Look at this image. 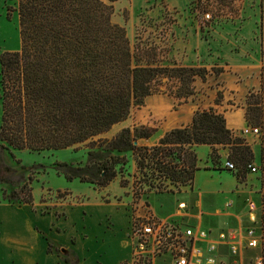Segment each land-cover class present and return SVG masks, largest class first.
I'll return each instance as SVG.
<instances>
[{
	"label": "trees",
	"instance_id": "16d2710c",
	"mask_svg": "<svg viewBox=\"0 0 264 264\" xmlns=\"http://www.w3.org/2000/svg\"><path fill=\"white\" fill-rule=\"evenodd\" d=\"M15 1L17 7L8 6L7 15L18 12L21 46L0 54V143L12 157L13 149L52 152L89 141L84 164L60 161L55 166L68 181L103 188L123 176L125 154L130 151L136 166L132 189L138 199L151 191L175 192L192 185L200 169L195 146L207 144L214 169L219 150L228 147L227 159L236 164L233 172L245 181L253 166V150L213 107L197 109L190 123L167 130L150 146L138 143L157 132L158 127L149 124L125 127L111 139L93 140L165 84V91L178 103L196 93L195 79H205L208 71L180 64L168 27L161 37L145 36L142 27L133 40L126 25L113 20L119 0ZM213 71L218 75L222 69ZM261 78L260 88L249 90L245 105L247 125L260 130L264 160V67ZM221 98L218 93L216 101ZM31 179L17 191L3 189L2 198L32 203V188L26 185ZM121 185L128 186L129 179L122 178ZM64 260L76 263L78 257L71 252Z\"/></svg>",
	"mask_w": 264,
	"mask_h": 264
},
{
	"label": "crops",
	"instance_id": "0c3cea01",
	"mask_svg": "<svg viewBox=\"0 0 264 264\" xmlns=\"http://www.w3.org/2000/svg\"><path fill=\"white\" fill-rule=\"evenodd\" d=\"M166 6L192 15L195 29L187 27L190 31L186 35V42L176 41V50L181 56V65L187 67L208 68L216 60L222 71L218 74V80L222 82L223 97L220 104H214L218 88H210L212 102L207 106H199L193 100L180 103L172 95L165 99H159L156 104L158 109L177 105V115L172 116L168 126L149 138H140L142 145H153L160 137L171 128L186 125L191 122L197 109L215 108L226 118L228 128L236 135L241 136V131L247 125L246 122V96L255 85V80L261 85V72L264 67V39L261 40L259 53L253 52L252 48L244 47L239 52L232 49L235 41H230L231 36L226 31L215 30L216 27L226 23L240 21L242 9L234 11L233 20L217 21L209 29H202L194 20L193 10L195 3L189 4V0H164ZM197 6H201L203 0H197ZM232 4H236L233 1ZM263 8L260 16H264ZM186 28V29H187ZM196 28L204 35L198 33ZM192 30V31H191ZM194 31V33H193ZM250 49L252 55L248 53ZM175 53V50H174ZM176 55V53H175ZM177 57V55H176ZM255 71L254 79L246 75ZM245 76V79H243ZM239 86V93L227 94L234 86ZM195 90L204 86L201 78L194 81ZM232 94V95H231ZM232 100L233 108H227V102ZM239 103V104H238ZM247 143L251 146L254 159L253 166L262 160L261 138L256 134H247ZM259 151V162L255 150ZM212 148L207 144L195 146L200 169L196 171L192 185L184 186L189 195L184 209L172 208L168 211H158L146 198L144 203L141 199H134L132 186H122L117 180L109 185L98 188L90 183L81 182L78 179L66 181L57 188L40 187L32 188V203L14 202L4 200L0 191V264H122L132 255L131 221L143 218L150 213L164 221H174L190 225L195 233L201 230L209 233L208 238L201 239L199 244L206 247L213 242L216 244L218 254L222 259H231L229 253V239H219L221 232L234 233L235 242L238 245V264L248 262L258 253L264 251L263 232V197L261 191L263 183L256 177L250 178L253 189L243 186L235 174L225 168L228 150L221 148V168L214 166L210 158ZM199 153L200 156H199ZM257 172V167L256 171ZM215 174L224 176L231 181V186L225 187L221 183L212 185ZM205 182H204V180ZM247 182V181H246ZM77 183V184H76ZM211 183V184H210ZM79 186V187H78ZM183 189V188H182ZM132 191V192H131ZM182 190L178 191L181 192ZM38 192V193H37ZM258 195L257 201L251 195ZM224 197L223 201H217L218 197ZM246 197L241 204L235 202L236 197ZM212 197L213 206L208 207L204 198ZM244 199V198H243ZM249 201H253L255 208L250 210ZM206 215V217L204 216ZM191 218L194 223L190 222ZM255 227L257 233L262 234L260 244L256 248L247 246L246 230ZM52 244L48 250V244ZM75 253L78 262L72 263L64 260V255Z\"/></svg>",
	"mask_w": 264,
	"mask_h": 264
},
{
	"label": "rangeland",
	"instance_id": "374dc122",
	"mask_svg": "<svg viewBox=\"0 0 264 264\" xmlns=\"http://www.w3.org/2000/svg\"><path fill=\"white\" fill-rule=\"evenodd\" d=\"M194 1L195 0H189V4H193ZM208 1L210 4L207 5L208 11L214 14L221 9L220 5L224 6L226 10L235 12L240 8L242 9L243 13L240 14L239 22L226 23L216 27L215 30L217 29L218 31H226L231 36L235 35L237 37L236 39H234V37L229 38L230 41L236 40L232 46V49H234L236 52H239L241 48L244 49V47H249L252 48L253 52L259 53L261 40L264 39V16L262 28L259 27L261 22L260 14L262 10L261 0ZM233 1H236L235 5L232 4ZM8 6L16 8V1L0 0V54L4 51H17L21 46L18 12L13 11L10 17H8ZM193 10H195V6ZM114 11L115 13L113 20L117 23H124L126 25L128 35L133 40L135 39L137 30L143 29L142 27L146 28L145 36L151 37H161L162 29L168 27V34H172L173 36L174 50L178 61L181 63V56L179 55V51L176 50V41L179 39V42H186V35L190 31L189 27H191L192 30L195 29V22L191 20L192 15H187L185 13H181V11L167 7L164 0H119L114 3ZM125 17L127 18L126 21H124ZM196 30L204 37V35L197 28ZM249 48H247V51L250 55H252L253 53H251ZM218 63L219 61L216 60L213 64H210L208 68H206L208 73L206 74L205 79L197 77L204 81V86L197 88L195 90L196 93L188 97V100L195 101V103L199 104V106H207L214 99V96L210 97L208 90L210 88L215 89L216 87L218 88L217 95L218 93H221V96L223 97V89L220 88L222 82L218 80L219 75H216L213 71L214 68L219 67L217 65ZM257 73L253 71L246 76H250L252 79H254L256 75L258 76ZM243 79H245V76H243ZM254 84L255 85L251 86L250 88L253 90H258L260 88L258 80H255ZM167 87V84L163 85L161 87V91L147 97L143 105L134 106L131 109L129 116L125 120L114 124L107 132L95 136L93 140L111 139L121 129L125 127L133 128L136 125H155L159 130L162 131L164 127L166 128L168 126L169 119H171L172 116L177 115L176 104H172L170 107H163L162 109H158L156 107L159 99H165L168 97L167 95H172L169 91H165ZM238 88V85L234 86L233 90L227 91V94H233L235 91L237 92L236 94H240ZM172 96L174 97V95ZM216 99L217 96H215L214 104H220L216 101ZM233 104L234 103L230 99L227 102L225 109H232ZM1 115L2 103L0 88V122ZM246 135L247 134H244L241 131V136L245 137ZM258 136L260 137V133ZM88 142L89 141H86L77 145L76 147L65 148L52 152H36L30 151L28 149H13L12 151L15 155L14 157H12L0 143V191L3 192V189H5L7 193H11L13 191L19 190L22 184L28 181L29 176H31L32 179L30 183L26 184L27 187L33 188L34 186L35 190L37 191L41 186L49 188L52 186L57 188L61 184H67L66 181L68 180L62 173L57 171V166H55V163L61 161L81 165L84 164L87 158ZM138 143L142 144L140 139L138 140ZM225 148L228 150L226 157L228 158L230 150L228 147ZM255 152L259 162V151L256 149ZM200 154L201 153H199V156ZM125 155L128 159V163L124 168L123 176L119 175L117 180L119 183H121L122 178L129 179V186H132V183L135 180L134 174H136L135 159L133 153L130 151L126 152ZM221 164L222 161L219 160L215 166L220 169ZM5 167H7V170L4 169ZM256 167L257 172H252L250 169H248L247 178L245 181L240 182L245 183L243 186L246 185L247 188L249 187L253 189L252 181H249L248 176L250 178L256 177L260 179V182L263 183L261 191L264 192V160H261L260 163L256 164ZM229 173L235 174L236 172ZM212 180V185L214 186H218L219 183L225 187L231 186V181L225 179L224 176L220 174H215ZM182 188L183 189H181V192H178L177 190L175 192L163 193L151 191L149 193L143 194L138 199H141V202L144 203L147 198L148 201L160 212L168 211V209L177 207L184 209L186 207V203L188 202L189 195L187 192L183 191L186 190V187ZM251 197L255 201L258 199L257 194L251 195ZM211 198L212 197L204 198V202L208 207L213 206V199ZM245 198L246 197L242 196L236 197L235 202L241 204ZM216 200L223 201L224 197H218ZM204 216L206 217V215ZM190 222L194 223V219L191 218ZM262 226H264V224H262ZM156 264L163 263L161 261H157Z\"/></svg>",
	"mask_w": 264,
	"mask_h": 264
},
{
	"label": "built area",
	"instance_id": "2783aa9c",
	"mask_svg": "<svg viewBox=\"0 0 264 264\" xmlns=\"http://www.w3.org/2000/svg\"><path fill=\"white\" fill-rule=\"evenodd\" d=\"M208 0H203L201 6H197L195 0L194 20L203 29H209L211 25L222 20H233L234 11L226 10L220 5L218 12L208 11ZM244 134L260 133L258 127L245 126L242 129ZM226 169L236 171L233 162L226 159L224 162ZM251 171H256V167L250 166ZM250 210L255 208L253 201H249ZM131 238L133 243L132 255L125 264H156L161 261L163 264H238V245L235 242L234 233L221 232L219 239H229V253L231 259L226 261L218 254L215 243L210 242L206 247L199 244L201 239L209 236L207 231L201 230L195 233L192 226L174 221H164L153 214H146L143 218L131 221ZM247 246L256 248L262 238L261 233H257L255 227L246 230ZM248 264H264V251L256 254Z\"/></svg>",
	"mask_w": 264,
	"mask_h": 264
}]
</instances>
